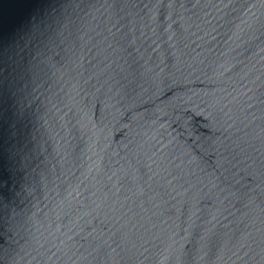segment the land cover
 I'll return each mask as SVG.
<instances>
[{
    "label": "water",
    "instance_id": "water-1",
    "mask_svg": "<svg viewBox=\"0 0 264 264\" xmlns=\"http://www.w3.org/2000/svg\"><path fill=\"white\" fill-rule=\"evenodd\" d=\"M0 264H264V0H0Z\"/></svg>",
    "mask_w": 264,
    "mask_h": 264
}]
</instances>
